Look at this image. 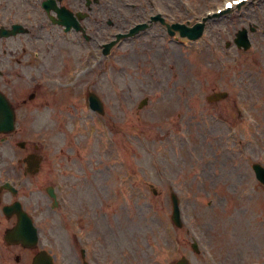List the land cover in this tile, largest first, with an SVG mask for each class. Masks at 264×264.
I'll list each match as a JSON object with an SVG mask.
<instances>
[{
	"label": "rangeland",
	"instance_id": "374dc122",
	"mask_svg": "<svg viewBox=\"0 0 264 264\" xmlns=\"http://www.w3.org/2000/svg\"><path fill=\"white\" fill-rule=\"evenodd\" d=\"M184 2L183 10L177 0L161 4L191 24L222 0ZM207 22L196 41L168 36L156 24L90 66L84 121L66 113L79 99L61 77L75 66L74 55L60 53L54 68L39 66L50 68L43 75L53 82L47 83L55 101L45 98L60 112L58 121L33 123L41 127L39 139L53 166L35 188L57 181L63 196L65 189L73 232L91 251L102 252L103 264H172L182 255L189 264H264V186L251 169L253 162L264 165V0ZM242 27L251 42L247 50L233 41ZM87 62L92 56L84 57ZM88 89L101 99L103 116L86 108ZM221 91L228 96L207 98ZM143 98L147 103L138 107ZM20 137L16 131L0 143L8 161ZM170 190L180 200V229L170 220ZM40 193L34 190L32 197ZM54 221L48 219L55 240H64ZM193 239L198 254L190 247Z\"/></svg>",
	"mask_w": 264,
	"mask_h": 264
},
{
	"label": "flooded vegetation",
	"instance_id": "af4514ba",
	"mask_svg": "<svg viewBox=\"0 0 264 264\" xmlns=\"http://www.w3.org/2000/svg\"><path fill=\"white\" fill-rule=\"evenodd\" d=\"M164 1L168 2V0ZM161 3L162 0H0V90L16 106L15 120L35 119L34 116L30 118L28 114L17 113L20 109L19 104L12 100L16 89L11 84L14 77H19L20 67L21 69L25 67L28 72H32L42 62L41 65L48 64L50 68H54L60 53L65 52L68 56L70 52L74 55L77 65L67 67L68 70L75 72L83 67L84 52L90 45L100 46V41L106 34L115 35L116 32L121 31L119 21L128 23L142 17L145 19L146 16L150 19L154 14L152 10L155 8H160L162 10L160 16L166 19L169 10ZM157 23L159 24V21ZM66 25L71 26L66 28ZM108 28L118 30L111 33ZM65 63L63 62V65H67ZM50 68L39 67V70ZM30 78L35 82L34 91L31 92L34 100L41 86L39 82L36 83L33 76L30 75ZM23 105L29 106V103H23ZM16 165L18 169H21V175H28L27 163L19 162ZM40 169L38 167L35 172H30L29 176L39 175ZM31 171H34V168ZM53 190L56 197L61 199L59 192L57 191V194L56 190ZM20 191V187H17L15 191L3 190L0 185L2 216L0 224L3 227V233L17 221L15 211H10L7 215L2 213L4 205L11 206L18 200L22 208L33 216L40 210L38 198L28 196L26 193L19 195ZM6 245L15 248V251L12 248L7 249V252H13L11 258L13 264H31L32 259L43 251L52 255L54 264H75L74 257L79 264H82L83 254L80 247L77 244L73 247V244L66 241L59 242L58 245L50 241L38 242L33 248H26L18 243H6ZM52 246L55 249L53 251L50 250ZM84 256L88 259L93 258L92 261L97 264L105 263L101 251L84 253Z\"/></svg>",
	"mask_w": 264,
	"mask_h": 264
},
{
	"label": "water",
	"instance_id": "95a60500",
	"mask_svg": "<svg viewBox=\"0 0 264 264\" xmlns=\"http://www.w3.org/2000/svg\"><path fill=\"white\" fill-rule=\"evenodd\" d=\"M173 27L179 28V30L181 31V34H185L190 38H196V37L201 35L203 25H202V23H197L192 27H186L183 25H173ZM235 41H236L238 46L242 45L244 48H248L249 42L247 40L245 29H242L237 33V38L235 39ZM2 113L10 116V112H9L8 107L6 105L3 106ZM3 124H4V122L0 121V127H2ZM8 124L9 125L11 124V120L8 121ZM253 168L256 172L257 178L264 183V168H262L261 166H259L257 164H255L253 166ZM172 217L175 221L178 220V210H177L176 206L174 208V213H173ZM184 264H186V262Z\"/></svg>",
	"mask_w": 264,
	"mask_h": 264
},
{
	"label": "snow or ice",
	"instance_id": "6c2138e0",
	"mask_svg": "<svg viewBox=\"0 0 264 264\" xmlns=\"http://www.w3.org/2000/svg\"><path fill=\"white\" fill-rule=\"evenodd\" d=\"M231 5H228V7H230Z\"/></svg>",
	"mask_w": 264,
	"mask_h": 264
}]
</instances>
